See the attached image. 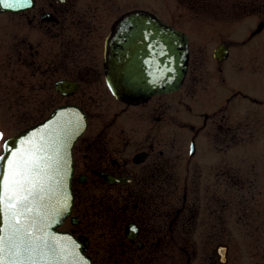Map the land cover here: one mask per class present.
Listing matches in <instances>:
<instances>
[{"label": "flooded vegetation", "instance_id": "flooded-vegetation-1", "mask_svg": "<svg viewBox=\"0 0 264 264\" xmlns=\"http://www.w3.org/2000/svg\"><path fill=\"white\" fill-rule=\"evenodd\" d=\"M9 2L24 8L0 10V74L22 69L27 103L42 113L35 123L66 106L85 118L71 149L73 207L60 230L85 244L92 264H157L163 247V264H192L189 235H202L204 249L205 236L222 244L230 231L264 261V218L243 206L264 187V0H167L161 21L187 38V72L179 90L139 102L110 90L111 57L125 64L131 56L110 43L118 32L137 39L141 20L120 25L156 15L153 0ZM238 196L246 228L223 229V207Z\"/></svg>", "mask_w": 264, "mask_h": 264}, {"label": "water", "instance_id": "water-1", "mask_svg": "<svg viewBox=\"0 0 264 264\" xmlns=\"http://www.w3.org/2000/svg\"><path fill=\"white\" fill-rule=\"evenodd\" d=\"M23 8L21 3H15L12 8L2 6L0 10L16 13ZM137 20L142 21L141 27H137L138 30L141 29V32L135 33L137 39L118 32L110 43L113 52H130L131 56L125 54L129 57L125 64L121 63L120 57H111L110 67L106 73L111 90L116 97L131 102L145 101L152 95L178 90L183 83L189 58L185 36L163 24L155 16L144 12L133 14L125 17L120 27L121 29L126 28L130 22ZM151 30L152 32H150ZM135 40L136 43H134ZM133 60L135 62L132 63ZM56 87L59 88V83ZM84 127V116L78 108L72 106L57 108L42 122L9 138L4 143L3 153L0 156L13 159L14 157L10 153L17 149L41 152L43 149H47V153L42 154L50 155L55 146H62V190L57 187L55 179L49 181L47 190L42 193L44 199L41 201L38 196L36 204L32 206L33 211L19 219L21 224H26L28 219L36 218L39 222L38 227H42L43 231H35L33 235L48 240L54 246L66 247L68 249V253H65L68 256L66 264H73V261H77V264H91L89 258L84 254V244L71 234L58 231V227L64 223L65 218L70 215L72 210L71 148ZM21 141L24 143L22 144ZM6 171L7 165L0 161V172ZM6 203L7 201L4 206H0V235L5 236L11 233L13 227L21 226L15 224V220L10 214L12 210L7 208ZM45 252L51 255L47 249ZM217 253L220 262L226 263L227 247L218 246ZM36 256L37 264H40L39 250H37ZM61 264H65V262H61Z\"/></svg>", "mask_w": 264, "mask_h": 264}, {"label": "snow or ice", "instance_id": "snow-or-ice-1", "mask_svg": "<svg viewBox=\"0 0 264 264\" xmlns=\"http://www.w3.org/2000/svg\"><path fill=\"white\" fill-rule=\"evenodd\" d=\"M0 6L12 8L13 4L9 0H0ZM61 149L62 146H55L50 155L42 154L47 153V149L42 152L17 149L10 153L13 159L0 157V161L7 165V171L0 172V206L7 201L6 206L12 210L10 214L15 224L21 225L13 227L7 236L0 235V264H37V250L40 251V264H66V247L54 246L48 240L33 235L35 231H43L42 227H38L36 218L28 219L26 224H21L19 219L33 211L32 206L38 196L41 201L44 199L42 193L47 190L49 181L55 179L57 187L62 190Z\"/></svg>", "mask_w": 264, "mask_h": 264}, {"label": "rangeland", "instance_id": "rangeland-1", "mask_svg": "<svg viewBox=\"0 0 264 264\" xmlns=\"http://www.w3.org/2000/svg\"><path fill=\"white\" fill-rule=\"evenodd\" d=\"M167 0H153V12L157 17L164 20H169L168 10L166 9ZM17 20V18H15ZM17 40H20L18 38ZM18 64V63H17ZM22 69L19 65L14 63V73L11 75H3L0 74V153L2 151V144L6 140V138L11 137L19 133L24 128L34 124L38 121L42 113L39 111V108L36 106H32L27 103L28 95L32 94L27 90V86L25 82H23L22 77ZM36 85V83H35ZM29 95V96H30ZM35 99H38L37 91L34 93ZM50 111L47 109L46 113ZM212 140L203 139L202 148L206 153L213 152L214 149ZM241 148H238L236 154L238 156L237 163L240 164L242 162L241 159ZM254 160V159H253ZM246 164V163H243ZM245 169V167H243ZM253 199H245L243 201L244 207L251 205L253 208L252 216L258 217L259 220L264 218V187H258L255 190ZM237 199V202H232L231 204L225 205L222 211V221L221 227L227 230H238L246 228L245 223L247 222L248 215L244 216L239 211L237 212V208L240 206V196ZM237 212V213H236ZM206 218V215H205ZM201 226V225H200ZM198 225V227H200ZM207 227V226H204ZM202 236V235H201ZM200 235L198 233L189 235V252L190 254L194 253L195 256L193 258L192 264H201V262H205V264H213L214 262L218 263V256L215 253V248L218 245L217 242L210 243L205 240V248L203 249L201 246ZM164 237L161 235H157L156 239ZM221 243H225L229 245V255L227 264H264V261L260 259H251L249 257V241L247 236L242 235L240 231H237V234H222L220 237ZM183 242V241H180ZM161 252H158V260L157 264L165 263L167 258V250L166 248H161ZM254 252L252 251V254ZM176 256V252H175Z\"/></svg>", "mask_w": 264, "mask_h": 264}]
</instances>
